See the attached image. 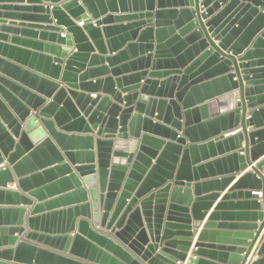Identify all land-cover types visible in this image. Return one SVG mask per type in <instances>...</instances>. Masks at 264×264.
Here are the masks:
<instances>
[{"label":"water","instance_id":"water-1","mask_svg":"<svg viewBox=\"0 0 264 264\" xmlns=\"http://www.w3.org/2000/svg\"><path fill=\"white\" fill-rule=\"evenodd\" d=\"M263 157L264 0H0V264H248Z\"/></svg>","mask_w":264,"mask_h":264},{"label":"crops","instance_id":"crops-1","mask_svg":"<svg viewBox=\"0 0 264 264\" xmlns=\"http://www.w3.org/2000/svg\"><path fill=\"white\" fill-rule=\"evenodd\" d=\"M92 98H95L96 96L95 95H92L91 96ZM247 118H249V117H247ZM251 130H253L252 128H249L248 129V132H250ZM262 159H264V157L262 158ZM256 165V163H253V165L252 166H255ZM4 165H2L0 168H2ZM248 172H251V167H249L244 173H235L234 174V176H236V179H235V181H233V183H231L230 185H229V187L225 190V191H221L220 193H219V198L215 201V202H213V204H212V208L207 212V217H206V219L204 220V222H203V224H205L206 222H207V219H208V216H210L211 215V213L214 211V209H215V207L221 202V200H222V197L225 195V194H227L228 193V191L231 189V188H233L234 186H235V184H236V182L239 180V178H241L244 174H246V173H248ZM222 177L221 176H218V175H216V174H214V175H209V179L208 180H219V179H221ZM8 188H10V189H16V187L14 186V185H9V187ZM218 194V193H217ZM230 212H239V210H236V211H230ZM251 212V211H250ZM90 224H92L93 225V223L91 222ZM95 231L96 230H100L101 232H103V233H105V234H108V232L107 231H105V230H102V229H100V228H93ZM201 231V229H199L198 230V232L194 235V237H193V241H192V247H191V250H190V253L188 254V256L189 257H192L193 255H192V252L194 251V250H196L195 249V247H194V245H195V243H196V241H197V238H198V234H199V232ZM229 232H231V233H237V232H245V231H229ZM263 236H264V231H263V233L261 234V236H260V239H259V241L263 238ZM259 241L257 242V244L255 245V247H254V249L252 250V252H251V254H250V256H249V258H248V264L250 263V262H254V261H256V260H258V257L255 255V252H256V250L258 249V247H259ZM116 242V241H115ZM118 243V242H117ZM118 244H120L130 255H132L133 256V258L135 259V260H137L140 264H145L142 260H140L139 258H137V256H135L134 255V253L132 252V251H130V250H128V248L127 247H125L123 244H121V243H118ZM81 262H83V263H85L84 261H81ZM86 264V263H85ZM178 264H186V263H178Z\"/></svg>","mask_w":264,"mask_h":264},{"label":"built area","instance_id":"built-area-1","mask_svg":"<svg viewBox=\"0 0 264 264\" xmlns=\"http://www.w3.org/2000/svg\"><path fill=\"white\" fill-rule=\"evenodd\" d=\"M239 131L232 132L230 135L234 136L238 133Z\"/></svg>","mask_w":264,"mask_h":264}]
</instances>
